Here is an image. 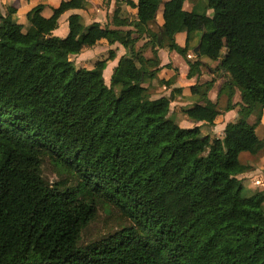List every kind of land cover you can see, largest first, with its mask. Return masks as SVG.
<instances>
[{"label": "trees", "instance_id": "1", "mask_svg": "<svg viewBox=\"0 0 264 264\" xmlns=\"http://www.w3.org/2000/svg\"><path fill=\"white\" fill-rule=\"evenodd\" d=\"M186 1L124 0L136 19L123 17L119 2L107 26L85 27L72 14L65 37L54 35L60 18L84 0H63L27 30L14 8L0 12V264H264V191L244 196L235 181L250 170L240 155L264 150V0H205L213 16L185 10ZM44 9L27 19L35 23ZM198 34L201 55L188 61V77L201 76L206 58L228 79L215 102V80L198 83L203 102L182 112L210 126L238 107L222 138L170 117L181 88L155 98L144 85L161 70L159 48L186 58ZM103 40L126 50L109 85L104 72L116 50L93 69L71 60ZM47 162L55 182L44 176ZM102 209L126 224L81 246Z\"/></svg>", "mask_w": 264, "mask_h": 264}, {"label": "crops", "instance_id": "2", "mask_svg": "<svg viewBox=\"0 0 264 264\" xmlns=\"http://www.w3.org/2000/svg\"><path fill=\"white\" fill-rule=\"evenodd\" d=\"M63 0H0V5L5 6L7 11L8 8H14L16 13L13 14L15 16H20L21 19L27 18V14L36 6L43 4L45 5V9L42 12L48 13L47 18H49L53 14V9L58 8ZM134 3H138V0H132ZM169 0H163V2H167ZM194 2L188 3V8H184L185 10L192 11L197 6H201L202 0H193ZM120 2L122 9V16L128 17L131 20L136 19L137 10L131 8L127 5L124 0H84V8L77 10H70L66 12L59 20V28L54 31V35L59 37L67 36L69 32L68 26V18L72 14H79L81 16V21L85 25V27H89L93 23H100L103 26H107L111 23V17L113 16L118 3ZM196 2V3H195ZM198 2V3H197ZM186 3L184 4L185 7ZM3 11V14L6 13ZM164 13V5H162L157 14V19L155 24L152 27L155 30L160 29V27L164 23L163 18ZM42 14V15H43ZM45 15V14H44ZM45 20V19H44ZM110 28L116 29L114 26H110ZM177 44L181 47H184L187 42V33L186 31L180 32L176 36ZM200 41V34L196 35L190 42L189 51L187 57L184 58L177 52H171L167 48H159L158 56L161 61V70L158 75L161 76L158 79L154 80H145L144 85H148L149 93L153 95V97L158 98L162 96H169L173 89L181 88V94H176V99L172 102V107L178 106V108L188 109L194 106L195 104L202 103L203 98L196 93L197 84H202L203 77H201L204 73L202 67V74L200 77L189 78V65L188 61L194 62L200 56H197L195 53V49L198 47ZM99 44H106L108 47L109 44L106 40L101 41ZM98 44V45H99ZM97 45V46H98ZM96 47V46H95ZM93 47V48H95ZM110 49H114L117 52V57L114 61L109 62L104 74L109 73V79H111V75L113 73L114 68L117 66L119 59L125 55L126 50L120 45L109 46ZM92 49V48H90ZM202 61L207 63L208 60L203 58ZM176 76V82L170 86L166 87L159 84V80H169L172 77ZM201 80V81H200ZM200 81V82H199ZM210 81V80H209ZM207 82V81H206ZM211 99V98H210ZM217 100V99H216ZM215 101V99H214ZM241 100L236 101L239 103ZM171 107V108H172ZM212 125L214 128L212 132H214L217 137L222 138L224 135V130L227 124L231 122H235L239 118L238 108L223 112ZM172 114V113H170ZM177 123V122H176ZM261 125H264V111ZM264 131V130H263ZM258 133V131H257ZM208 134V133H207ZM205 134V135H207ZM259 135V133H258ZM260 136V135H259ZM264 136L261 131V138ZM260 154V153H259ZM240 162L244 166H249L250 170L240 176H238L239 182L243 185V193L247 192V196H252L258 192L264 191V153L261 155H253L248 152H244L240 155Z\"/></svg>", "mask_w": 264, "mask_h": 264}, {"label": "rangeland", "instance_id": "3", "mask_svg": "<svg viewBox=\"0 0 264 264\" xmlns=\"http://www.w3.org/2000/svg\"><path fill=\"white\" fill-rule=\"evenodd\" d=\"M202 1H203L202 5L198 6L199 12L206 13L208 16H213L214 11L212 9H207L205 0H202ZM191 2H194V1L193 0L186 1L185 2L186 5L184 8L187 9L188 3H191ZM0 11L5 12L6 11L5 6L0 5ZM42 14H41V18L38 19L35 23L30 22L27 18L21 19L20 16H18V18H17V16H15L13 18V20L22 29L27 30L28 28H30L32 26L38 27L40 22H42L44 19H46L48 13H44L45 15L44 14L42 15ZM183 31H185V30H183ZM183 31H181V32H183ZM144 41L145 40H140L139 46L143 45ZM109 50H110V47L109 46L107 47L106 44H99L95 48L85 49L81 54H79L77 56H71V60L75 62L77 68L93 69L95 67V63L97 61L102 60V59H106L108 57V51ZM145 55H146V57H152L153 56L150 47L146 48ZM203 71H204V73L201 76V77H203V80L202 81L200 80L201 82H206V81H209L212 79L215 80V84H214L213 88L208 93V98L209 99L211 98L210 100L215 102L217 97H218V92L220 91L221 87L223 86V84L225 83V81L228 78L225 76V74L223 72L217 70V63H215V62H210L209 65L204 66ZM108 75H109V73L106 75L105 80H106V83L109 85L110 79H109ZM160 76L161 75L159 74L156 79H158ZM147 80H153V79L147 78ZM146 87L148 88V85ZM214 99H215V101H214ZM239 100H241V98H240V95L237 93L233 99V102L236 103V101H239ZM219 106L221 109L225 108L226 100L224 97L220 100ZM238 110H239V108H238ZM170 113H172V114H170V117L175 122H177V124L179 126H181L183 128H192L195 125H199L202 128L203 135L208 133L212 137H217V135H215L214 132H212V130L214 128L212 125L207 126L204 123H196V122H193L192 120H189V118L182 112V108H178V106H174L171 108ZM254 121H255V117L251 116L250 122L253 123ZM263 130H264V125L260 124L257 127V131H258L260 136H261V131H262V134H264ZM262 153H264V150L262 152H260V154H258V155H261ZM43 173H44V176L48 180H50L51 182H55L58 180V176L55 173L53 166L49 162L44 164ZM236 180L239 181L238 177L235 178V181ZM243 195L247 196V192L245 191V193H243ZM124 224H126V222L122 221L118 217L116 212L113 211L112 213H108L107 211H104L102 209L99 211V214H98L97 218L94 220V222L91 223L83 231L80 244H81V246H86L92 242H95V241L101 239L102 237L106 236L107 234L118 230L121 227V225H124Z\"/></svg>", "mask_w": 264, "mask_h": 264}, {"label": "water", "instance_id": "4", "mask_svg": "<svg viewBox=\"0 0 264 264\" xmlns=\"http://www.w3.org/2000/svg\"><path fill=\"white\" fill-rule=\"evenodd\" d=\"M195 53L197 56H200L201 53H200V44L198 45V47L195 49Z\"/></svg>", "mask_w": 264, "mask_h": 264}]
</instances>
